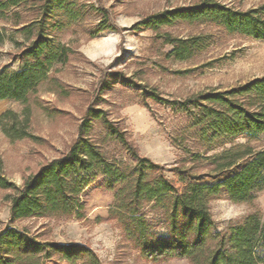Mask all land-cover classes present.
Returning <instances> with one entry per match:
<instances>
[{
  "label": "trees",
  "instance_id": "1",
  "mask_svg": "<svg viewBox=\"0 0 264 264\" xmlns=\"http://www.w3.org/2000/svg\"><path fill=\"white\" fill-rule=\"evenodd\" d=\"M90 14L96 23L89 37L119 29L110 12L87 0H0V23H8L24 37L14 41L13 55L17 70H0V100L26 104L41 82L49 90L66 93L56 77L54 65L66 64L74 54L61 34L81 26ZM177 23L205 24L231 35L264 40V3L241 10L216 0L152 14L137 22L133 30L159 31ZM4 37L0 30V44ZM164 41L172 47L168 56L191 57L208 46V36L177 38L167 33ZM52 70V71H51ZM51 71L50 74H47ZM186 113L193 126L200 150L185 147V158L169 172L181 182L169 179L166 168L143 156L118 126L107 119L104 110L89 106L79 122L77 138L65 156L50 159L36 173L25 177L21 187L5 178L0 157V189L8 195L10 217H86L82 194L96 177L102 176L106 188L114 190V204L107 221H115L139 256L152 263L173 258L188 264H264V222L256 214L229 227L228 237L216 229L209 203L226 196L230 201L245 202L264 186V75L228 88L212 90L183 101H170ZM8 109L0 116L3 133L12 140L34 139L26 130L30 116L26 108L20 116ZM6 120V121H4ZM94 121L105 126V140L116 141L132 163H124L104 153L100 143L91 139ZM5 122V123H4ZM244 139V143L236 142ZM214 154L208 152L225 147ZM148 211L159 212L166 234H156L147 218ZM100 264L86 245H61L37 241L13 227L0 231V264Z\"/></svg>",
  "mask_w": 264,
  "mask_h": 264
},
{
  "label": "rangeland",
  "instance_id": "2",
  "mask_svg": "<svg viewBox=\"0 0 264 264\" xmlns=\"http://www.w3.org/2000/svg\"><path fill=\"white\" fill-rule=\"evenodd\" d=\"M87 1L106 8L119 30L102 31L90 38L87 32L96 23V18L90 14L81 26L71 27L61 34L60 40L74 50L66 64L54 65L56 77L66 93L49 90V83L44 81L26 104L0 100V116L8 109L16 112L19 128L25 127L20 114L29 109L25 128L34 136V139L12 140L0 127V157L5 178L21 187L23 179L36 173L40 165L65 156L77 138L80 120L92 106L104 110L107 119L125 131L139 152L164 166L166 176L180 186L181 182L169 172L170 168L185 158V147L191 151H199L200 147L190 117L169 102L183 101L212 90L225 91L264 75V40L231 35L213 24L177 23L158 32L133 30L137 22L152 14L195 6L205 0ZM216 1L238 10L264 3V0ZM0 30L4 37L0 44V70L5 67L17 70L19 65L13 55L18 48L14 47V41H23L24 37L14 33L8 23L1 22ZM167 33L177 38L204 34L208 36V47L191 57L176 59L168 56L173 47L164 41ZM105 131L100 121H94L91 139L99 142L109 157L132 163L116 141L104 139ZM244 141L242 138L236 140ZM228 147L216 148L208 154ZM102 179L98 175L82 194L86 217L81 221L53 216L12 220L8 195L13 192L0 189V231L13 227L37 241L86 245L100 264H188L185 259L178 258L158 263L142 259L115 221L106 220L117 187L106 188ZM209 208L216 229L228 237L229 227L242 223L249 215L256 214L260 223L264 222V186L250 200L234 202L224 195L212 200ZM147 218L156 234H166L159 212L148 211Z\"/></svg>",
  "mask_w": 264,
  "mask_h": 264
}]
</instances>
